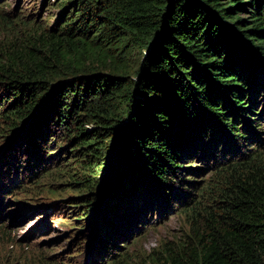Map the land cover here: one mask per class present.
Returning <instances> with one entry per match:
<instances>
[{"label":"trees","instance_id":"1","mask_svg":"<svg viewBox=\"0 0 264 264\" xmlns=\"http://www.w3.org/2000/svg\"><path fill=\"white\" fill-rule=\"evenodd\" d=\"M56 7L54 25L0 42V126L15 154L0 156V200L11 191L21 205L30 188L11 165L17 151L38 160L33 178L64 132L76 157L55 170L83 177L61 222L72 238L92 232L96 256L118 257L107 264H264V0ZM173 205L188 231L130 251L151 211Z\"/></svg>","mask_w":264,"mask_h":264},{"label":"rangeland","instance_id":"2","mask_svg":"<svg viewBox=\"0 0 264 264\" xmlns=\"http://www.w3.org/2000/svg\"><path fill=\"white\" fill-rule=\"evenodd\" d=\"M57 2L58 0H0V42L21 36L29 27L41 29L46 24L54 25L58 17ZM263 101L262 98L259 112L264 110ZM5 125L0 126V156L9 154L15 157L14 152L9 150L13 137ZM58 142L60 147L52 151L53 155L57 152L60 155L53 157L50 162L41 161L39 167L34 168L37 175L33 178H30V171L26 167L38 160L30 158L26 148L17 151L16 160H11V165L16 164L19 171L17 177L22 181L20 184L30 188L21 193L24 198L21 205L18 201H13L11 191L1 194L7 198L0 200V208L4 204L1 213L4 218L0 222V264H107L113 258H118L111 253L105 257L96 256L94 239L90 235L92 232L89 237L82 238H72L66 233L69 224L61 222H71L68 218L71 216L70 210L65 207L66 201L78 193L80 186L76 183L82 181L83 176H79L80 169L77 167L62 172L55 170L58 165L67 163L70 157H76L71 152L75 146L64 137V132L58 133L54 143L58 145ZM9 158L8 164L2 166L3 170L9 171L3 179L6 183L14 177L15 171L13 166H8ZM201 165L206 167V164ZM68 166L72 165L68 163ZM210 167L208 164L201 178L209 176ZM112 180L113 177L109 178L107 183ZM172 207L173 210L167 213H161L159 209L151 211L147 218L152 225L145 229L144 236L136 244L128 245L130 251L136 255H148L160 243L171 241L188 231L186 216L180 211V205ZM121 252H126V248Z\"/></svg>","mask_w":264,"mask_h":264},{"label":"water","instance_id":"3","mask_svg":"<svg viewBox=\"0 0 264 264\" xmlns=\"http://www.w3.org/2000/svg\"><path fill=\"white\" fill-rule=\"evenodd\" d=\"M107 193H108V189L106 188V190H105V193H104V194H105V195H107ZM104 197H105V196H104Z\"/></svg>","mask_w":264,"mask_h":264}]
</instances>
